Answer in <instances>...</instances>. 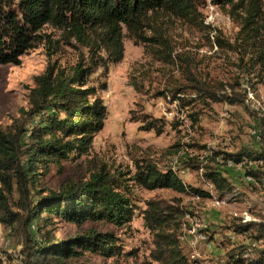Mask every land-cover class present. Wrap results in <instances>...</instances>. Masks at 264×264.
<instances>
[{
  "label": "rangeland",
  "instance_id": "rangeland-1",
  "mask_svg": "<svg viewBox=\"0 0 264 264\" xmlns=\"http://www.w3.org/2000/svg\"><path fill=\"white\" fill-rule=\"evenodd\" d=\"M217 1H200L198 19L202 22L197 26L159 15L156 24L167 45L165 59L156 53L161 47L135 43L124 30L121 61L97 69L89 79L107 110L104 127L94 136L89 153L70 155L60 166L49 164L41 170L37 186L45 194L58 191L68 179L84 180L102 166L125 179L128 192L124 193L133 211L131 222L125 226L96 222L77 227L55 221L56 240L90 229L116 237L122 248L120 256L88 255L83 260L89 264H156L149 257L152 238L142 218L145 202L150 199L175 200L173 203L183 212L179 242L192 264H224L239 250L242 254L234 259L242 264L260 258L264 264V237L257 239L254 229L244 234L229 231L239 223H264V178L258 183L246 175L247 170L264 173V166L231 161L236 168H227L223 160V154L256 150L264 144V66H255L253 55L237 51L234 40L239 24L229 8ZM42 34L48 35L53 45L38 43L20 58L18 65H0L2 129L20 118L21 109L28 108V91L36 76L49 65L68 70L87 57V50L72 39L65 40L61 31L45 27ZM151 35L146 33L147 37ZM98 55L105 58L103 52ZM193 80L216 89L219 96L236 94L243 102L229 105L199 98L190 88ZM190 115L197 116L196 123ZM151 124L156 128H149ZM191 159L197 162L191 164L200 169L187 167ZM147 163L162 172L175 171L185 185L207 191L212 198L201 199L168 189H143L131 179L138 166ZM211 167L232 185L233 192L222 200L204 178V170ZM1 230L3 264H19L20 241L8 230Z\"/></svg>",
  "mask_w": 264,
  "mask_h": 264
},
{
  "label": "trees",
  "instance_id": "trees-1",
  "mask_svg": "<svg viewBox=\"0 0 264 264\" xmlns=\"http://www.w3.org/2000/svg\"><path fill=\"white\" fill-rule=\"evenodd\" d=\"M200 1L0 0V65H18L20 58L38 43L53 45L48 35L42 34L45 27L61 31L65 40L72 39L87 50V57L68 70L49 65L36 76L28 91V108L21 109L20 118L6 129L0 127V226L20 241L19 264H89L83 260L88 255L120 256L122 248L112 234L90 229L66 240H56L53 230L55 221L77 227L96 222L122 227L131 222L132 203L124 193L128 187L122 174L114 175L102 166L88 178L68 179L58 191L46 194L38 189L39 176L49 164L60 166L70 155H87L94 136L103 129L107 110L96 88L89 85V79L97 69L121 61L123 31L135 43L161 47L156 53L165 59L167 45L156 24L159 15L197 26L202 22L198 19ZM217 3L228 7L239 24L234 40L237 51L253 55L257 60L255 66H264V0ZM147 32L152 35L147 37ZM217 42L220 44L218 39ZM100 52L105 58L98 55ZM193 82L190 88L199 98L225 101L229 105L243 102L236 94L219 96L216 89ZM189 117L194 123L198 120L195 115ZM149 128L155 129L156 125ZM223 160L264 166V144L256 150L223 154ZM194 161L191 159L187 167L200 169L191 164ZM205 170V180L221 200L233 192L232 185L217 168ZM246 175L258 183L264 178L261 170H247ZM131 180L148 191L168 189L201 199L212 198L207 191L185 185L175 171L162 172L148 163L138 166ZM173 202L163 199L145 202L142 218L153 245L149 257L156 264H192L179 242L184 214ZM250 229L257 232V239L264 237L261 222L239 223L229 231L244 234ZM240 252L235 251L230 262L224 264H242L234 259ZM262 261L260 258L249 264H263Z\"/></svg>",
  "mask_w": 264,
  "mask_h": 264
},
{
  "label": "built area",
  "instance_id": "built-area-1",
  "mask_svg": "<svg viewBox=\"0 0 264 264\" xmlns=\"http://www.w3.org/2000/svg\"><path fill=\"white\" fill-rule=\"evenodd\" d=\"M225 165H226V167L227 168H236L235 167V165H228L227 163H225ZM246 180L249 182V183H253L251 180H248L247 178H246ZM215 202H217V200L215 201ZM204 248H208V246H203Z\"/></svg>",
  "mask_w": 264,
  "mask_h": 264
},
{
  "label": "bare ground",
  "instance_id": "bare-ground-1",
  "mask_svg": "<svg viewBox=\"0 0 264 264\" xmlns=\"http://www.w3.org/2000/svg\"><path fill=\"white\" fill-rule=\"evenodd\" d=\"M225 163H227L228 165H233L231 161H226ZM258 164V163H257ZM247 178V177H246ZM215 202V201H214ZM216 203V202H215Z\"/></svg>",
  "mask_w": 264,
  "mask_h": 264
},
{
  "label": "crops",
  "instance_id": "crops-1",
  "mask_svg": "<svg viewBox=\"0 0 264 264\" xmlns=\"http://www.w3.org/2000/svg\"><path fill=\"white\" fill-rule=\"evenodd\" d=\"M1 227H2V226H0V234H2ZM2 228H3V227H2ZM5 232H6V230H5ZM18 247H19V246H18ZM18 247H17V248H18ZM0 259L2 260V258H0ZM2 264H3V261H2Z\"/></svg>",
  "mask_w": 264,
  "mask_h": 264
}]
</instances>
